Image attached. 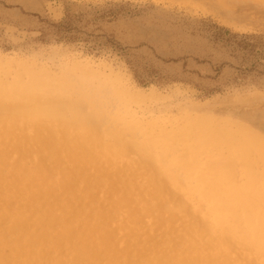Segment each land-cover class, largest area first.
<instances>
[{
	"label": "rangeland",
	"instance_id": "1",
	"mask_svg": "<svg viewBox=\"0 0 264 264\" xmlns=\"http://www.w3.org/2000/svg\"><path fill=\"white\" fill-rule=\"evenodd\" d=\"M59 24L63 26L59 28ZM0 65L8 69L3 80L9 85L21 67L57 79L72 78L77 68H88L95 76L94 86L122 85L128 92L140 94L141 103L132 104L131 110L145 123L170 121L164 124L168 129L173 123L182 126L185 117H201L245 128L264 139V0H0ZM21 80L27 83L28 74ZM83 112L89 114L90 110L84 108ZM14 131L15 139L9 145L2 142L0 148V172L4 170L0 173V264H156L178 253L184 256L189 249L184 239L188 223L182 216L171 220L155 213L142 215L135 202L139 187L151 176L150 169L161 166L156 153L148 154L155 166L139 173L129 165L141 163L136 154L118 161L79 156L75 163L67 158L55 162L47 154L35 157L38 145L23 150L19 126ZM27 135L40 139V144L50 142L45 131L29 130ZM12 164L15 170L10 168ZM235 167L240 172L243 166L238 162ZM29 169L45 184L24 192L17 178ZM172 173L183 180L182 172ZM10 175L16 177L12 183L6 181ZM63 179L68 180L67 187ZM60 182L57 189H46ZM11 190L13 194L7 193ZM188 190L176 193V198L204 215L205 206ZM162 198L172 200L166 193Z\"/></svg>",
	"mask_w": 264,
	"mask_h": 264
},
{
	"label": "bare ground",
	"instance_id": "2",
	"mask_svg": "<svg viewBox=\"0 0 264 264\" xmlns=\"http://www.w3.org/2000/svg\"><path fill=\"white\" fill-rule=\"evenodd\" d=\"M76 71H78L79 74L76 73ZM7 73L8 69H6L4 65H0V148L2 142L9 145L15 139V135L13 133L15 132L14 128L19 126L21 132L20 141L22 149L26 151L29 150L33 144L38 145L39 148L35 152V157L47 154L51 161L53 160L55 162L61 158H67L74 162L78 160L79 156H86L94 160L105 157L109 158L112 161H118L127 159L130 155L136 154L141 159V163L139 164V161L135 163L131 162L129 165H131V168L134 171L139 173L144 171L143 169L147 166L151 168L150 166L152 163L148 160V154L156 153L161 166L150 169L151 176H149L144 187H139V196H136L135 202L140 207L139 211L142 215L147 216V214L155 213L163 215L171 220H175L176 218L178 219L180 218V216H182V220L185 223H188L187 225H185L186 229L184 239L190 244V247L184 253V256L182 253H178L176 255L169 256L168 258L165 257V259L157 263L155 262L156 264H255L256 262L264 264V139L262 140L258 136H255L245 128L239 126H236V128H231L227 127V125H222L218 121L216 122L214 120H209L207 118L201 117L197 119L185 117L182 120V122H184L182 126H177L176 123H173L168 129H166L164 124H168L165 122L170 121L162 120L159 122L151 120L147 121L148 123H145L146 121L138 119L135 113L131 110L132 104L141 103L140 94H132L131 92H128L126 89H124L122 85L118 87H115L116 85L94 86V79L92 77L95 76L88 68H77V70H74V74L72 73V78H69L68 76L69 79H57L49 75L46 76L42 72L39 73L21 67L18 73L15 74L13 83L11 85L7 84V81L5 82L3 80V77H5ZM25 73L28 74V81H26L27 83H23L21 80L22 75L24 76ZM84 108H88L90 110V113L85 114L83 112ZM100 129L104 130L103 134H101ZM29 130H34L37 133H41L44 131L47 132V135H49L50 137V142L45 143L43 140H41L43 142L42 144H40V139L38 140L37 137H29L30 134L27 135V132ZM2 157H7V153H3ZM48 159L46 158V160ZM238 162H240L243 166L240 172H237L235 167ZM152 166L155 165L152 164ZM10 168L12 170H15L16 165L12 164ZM37 168H39V166H37ZM51 168L53 167L51 166ZM89 169H91L90 166ZM105 170H107V168ZM173 170L182 172L183 180H177V178L173 176ZM80 171L82 172V170ZM32 172L34 173V171ZM18 175L20 176V174ZM83 175H85L84 172ZM99 176L102 177L104 175L100 174ZM36 177L35 173L34 177L32 176L31 169H29L25 171L22 178H17L21 181L22 191L28 192L29 190L33 189L38 190L40 186L43 187V185L45 184L44 180ZM63 177H65V175ZM14 179H16V177L11 176L8 177L6 181L8 183H12ZM63 181L64 187H67L68 180L63 179ZM120 181L121 180L119 179V183ZM160 183L164 187H162ZM60 185L61 182L58 184V186L48 185L46 189L48 191H53L60 187ZM85 187L88 188L89 186L87 185ZM186 190H188V193L190 192L192 194H197L199 200L201 201V204H203L206 208V213L204 215L198 209L194 211L189 210L183 202L176 198V193H185L184 191ZM68 191L72 192V189H68ZM90 191L92 190L90 189ZM7 193L13 194L12 190L8 191ZM78 193H80V191H78ZM103 193H101V196H103ZM163 193L170 195L172 200L170 202H165L162 198ZM142 196L144 197V199L142 198ZM88 197L89 196H87V200ZM59 198H61V196ZM39 199L41 200V198ZM53 202H55L54 199ZM80 205L82 204L80 203ZM1 209L2 208H0V211ZM197 214H200V217H198ZM39 216L42 217V215H38V217ZM75 216L76 214L74 215V217ZM106 217L107 216L101 218V222L105 221ZM189 217H192L190 218V221L188 219ZM98 218H100V216ZM121 219L123 218L121 217ZM63 220L66 219L64 218ZM109 220L110 218H107V221ZM22 222L24 223L25 221ZM44 223L45 222H43V224ZM69 224L70 222L68 223V225ZM102 225L101 227H104ZM35 226H37L36 223ZM16 227H18V225H16ZM78 227L81 228L82 226ZM20 230L23 229L20 228ZM117 230L118 229H116V231ZM12 231L14 230H11V232ZM3 235L5 234H2L1 236ZM100 237L98 238L100 239ZM72 238L73 237H71V239ZM16 240L14 242H16ZM11 243L12 242H10V244ZM161 245L162 243L160 244V246ZM103 257L100 259H103ZM76 259L78 260V258ZM90 259L93 260L92 258ZM106 259H108V257ZM124 262L125 261H123V263Z\"/></svg>",
	"mask_w": 264,
	"mask_h": 264
},
{
	"label": "trees",
	"instance_id": "3",
	"mask_svg": "<svg viewBox=\"0 0 264 264\" xmlns=\"http://www.w3.org/2000/svg\"><path fill=\"white\" fill-rule=\"evenodd\" d=\"M59 28H61L63 25H61V24H59V25H57Z\"/></svg>",
	"mask_w": 264,
	"mask_h": 264
}]
</instances>
